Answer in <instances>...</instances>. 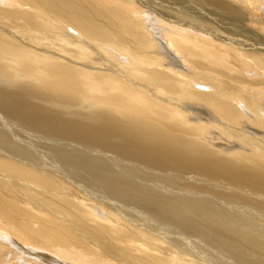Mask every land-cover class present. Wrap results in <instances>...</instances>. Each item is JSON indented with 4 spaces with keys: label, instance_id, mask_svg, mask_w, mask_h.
<instances>
[{
    "label": "bare ground",
    "instance_id": "obj_1",
    "mask_svg": "<svg viewBox=\"0 0 264 264\" xmlns=\"http://www.w3.org/2000/svg\"><path fill=\"white\" fill-rule=\"evenodd\" d=\"M0 264H264V0H0Z\"/></svg>",
    "mask_w": 264,
    "mask_h": 264
}]
</instances>
